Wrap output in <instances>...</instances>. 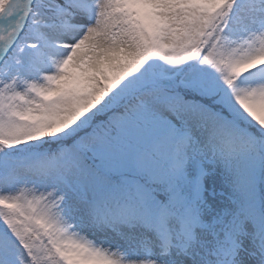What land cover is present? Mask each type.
Listing matches in <instances>:
<instances>
[{
  "label": "snow or ice",
  "instance_id": "1",
  "mask_svg": "<svg viewBox=\"0 0 264 264\" xmlns=\"http://www.w3.org/2000/svg\"><path fill=\"white\" fill-rule=\"evenodd\" d=\"M0 264H264V0H0Z\"/></svg>",
  "mask_w": 264,
  "mask_h": 264
}]
</instances>
